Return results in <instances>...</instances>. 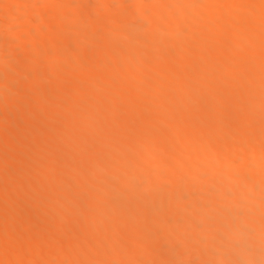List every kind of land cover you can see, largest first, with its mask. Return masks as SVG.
I'll return each mask as SVG.
<instances>
[{"label": "bare ground", "instance_id": "1", "mask_svg": "<svg viewBox=\"0 0 264 264\" xmlns=\"http://www.w3.org/2000/svg\"><path fill=\"white\" fill-rule=\"evenodd\" d=\"M263 105L264 0H0V264H264Z\"/></svg>", "mask_w": 264, "mask_h": 264}, {"label": "rangeland", "instance_id": "2", "mask_svg": "<svg viewBox=\"0 0 264 264\" xmlns=\"http://www.w3.org/2000/svg\"><path fill=\"white\" fill-rule=\"evenodd\" d=\"M90 1L93 2V0H90ZM94 1H95V0H94ZM208 1L210 2V0H208ZM211 1H213V0H211ZM206 2H207V0H206ZM160 4H161V3H160ZM185 4H186V3H184V5H185ZM147 5H148V4H145V6H146L145 8H146L147 10H150V11H151V10L155 9V8H149ZM187 5H188V4H187ZM149 6H150V7H155V6L151 5V4H150ZM161 6L164 7V5L161 4L160 6H157V8H159V9H163ZM185 6H186V5H185ZM188 6H189V5H188ZM197 6H198V5H197ZM197 6H196V7H197ZM160 7H161V8H160ZM197 8H198V7H197ZM200 8H202V7L199 6V9H198V10H201ZM162 21L165 22V19H161V20H159V22H161V23H162ZM164 22H163V24H164ZM41 24H42V23H41ZM41 24H40V27L43 26V30H45L46 28H48V29H52V25H54L55 22H54V21H50V22H48V23H47V22H43V24H42V25H41ZM47 24H49V25L47 26ZM50 24H51V25H50ZM44 27H46V28L44 29ZM49 27H51V28H49ZM40 29H41V28H40ZM48 29H46V30H48ZM43 30H41V31H43ZM46 38H47V37H46ZM222 38L224 39V35L222 36ZM222 38H221V37L218 38V42H217V43H219V41H220L219 44H221L222 42H224V43H222L223 45H221V47L224 46L225 48L223 49V47H222V50H223V51L228 50V49H226V48H227V44H225L227 38H226V36H225V40H223V41H222ZM28 42H29V41H28ZM215 42H216V41H215ZM224 44H225V45H224ZM228 48H229V47H228ZM191 53H193V52H191ZM191 53H189V54H191ZM194 55H195V53H193V57L196 56V55H195V56H194ZM189 57H190V55H189ZM191 57H192V54H191ZM17 60H19V59H17ZM20 60H21V59H20ZM20 60H19V61H20ZM15 61H16V60H15ZM143 61H144V60H143ZM17 62H18V61H17ZM144 63H145V61H144ZM17 64H19V62H18ZM151 66L153 67L154 65L151 64ZM168 80H169V82H168ZM168 80L166 81V84H165V85H166V88H167V91H169V89H170L171 87H172V89H173V87H174V88H178V86L180 87L182 84H184V83H181L182 80H181V81H180V80H177V79L175 80V78L171 79V81H170V79H168ZM175 81H176V82H175ZM177 81H178L179 83H177ZM167 83H168V84H167ZM176 83H177V84H176ZM175 84H176V85H175ZM20 85H21V84H20ZM168 85H169V86H168ZM22 86H23V85L19 86L18 88L20 89V88H22ZM176 86H177V87H176ZM168 88H169V89H168ZM172 89H171V90H172ZM125 90H126V89H124V91H125ZM124 91H123V92H124ZM214 91H216V90H214ZM217 92H218V90H217L216 92H212V94H213V95L215 94V95L217 96V95H220V93H222V91H220V90H219V93H218V94H217ZM125 93H126V92H125ZM130 93H131V92H130ZM127 94H129V92H127ZM263 106H264V105H263ZM190 109L192 110L193 108H190ZM190 109H189V110H190ZM218 111H219V110H217V113H218V114H221V113H222V112L220 113V111H219V112H218ZM207 131H208V130H207ZM208 133L211 134V131L209 130L207 133H206V131H205L204 135L207 137V135H209ZM209 136H210V135H209ZM209 136H208V137H209ZM62 139H64V138H62ZM63 141H64V140H63ZM63 141H60V142H63ZM66 141H67V139H66ZM64 142H65V141H64ZM220 156H221V155H219L218 158H216L217 161L215 160V162L218 163V161H220ZM246 156H247V155H246ZM257 156H258V157H259V156H262V157H263V155H262V154H259V153L257 154ZM221 157H222V156H221ZM248 157L251 159V157H253V155H252V156H251V155H248ZM248 157H247V159H249ZM240 158H241V157H240ZM218 159H219V160H218ZM241 159H242V158H241ZM244 159H245V158H244ZM247 159H245L243 162H242V160H239V159H238V163H239V164H240V163L243 164L245 161H246V162L248 161ZM252 159H253V158H252ZM252 159H251V160H252ZM18 160H20V162H21V161H23L24 159H18ZM18 160H16L15 162H18ZM199 160H200V159H199ZM202 160H203V159H202ZM213 160H214V159H213ZM25 161H26V160H25ZM25 161L23 162L25 167L22 166V167H24V169H26V165H25V164H27V161H26V163H25ZM157 161H158V163H156V164L159 165V164H160V160H156V162H157ZM161 161H162V160H161ZM206 161H207V160H206ZM206 161H205V162H206ZM208 161H209V160H208ZM208 161H207V162H208ZM263 161H264V159H263ZM20 162H18L19 168H20L21 165H23V163L21 162V164H20ZM200 162H202V161H200ZM200 162H199V163H200ZM205 162H203V163H205ZM232 162H234L233 164H234L235 166H233V164H231V162H229L230 164L228 163V166L230 165V166H231V167L229 166L230 168H232V166H233V168H235V167H236V168L239 167V166H236V164L238 165V163H237L236 161H232ZM235 162H236V163H235ZM246 162H245V163H246ZM248 162H250V161H248ZM161 163H162V162H161ZM208 163H209V162H208ZM212 163H213V165H215L214 161H212ZM212 163H211V161H210V165H209V164H204V167L206 168L207 165H209V166L211 167ZM217 163H216V164H217ZM167 164H168V163H167ZM167 164H166V165H167ZM246 164H247V163H246ZM15 165H17V163L14 164V165L12 166L13 169H17V168H18V167H17L18 165H17L16 167H14ZM168 165H169V164H168ZM201 165H202V164H201ZM243 165H244L243 167H247V166H245V164H243ZM247 165H248V164H247ZM209 166H207V167H209ZM22 167H21V168H22ZM159 167H161L160 171L162 170L163 173H167V172L173 170V169H171V170H167L168 168L170 169V165H169V167H167V166H165L164 163L160 164ZM171 168H172V166H171ZM157 169H158V167H157ZM163 169H164V170H163ZM155 170H156V169H155ZM166 170H167V172H166ZM18 171H21V170H18ZM22 171H23V170H22ZM158 171H159V169H158ZM162 171H161V172H162ZM164 171H165V172H164ZM149 174H150V173H149ZM151 174H152V173H151ZM2 176H3V175H2ZM2 176L0 175V181H2L1 178H2V179H5V177L3 176V177H4V178H3ZM7 176H8V175H6V179L3 180L2 183H3L4 181L7 180V178H8ZM164 179H165L166 181H168L167 179H169V178L164 177V178H163V182L165 181ZM165 183H170V181L165 182ZM0 184H1V182H0ZM27 186H29V185H27ZM27 186L25 185V186H23V188L26 189V190H28V189H27ZM28 188H29V187H28ZM24 189H23V190H24ZM24 191H25V190H24ZM183 231H184V230H183ZM178 232H179V230H178ZM184 232H185V233H186V232L189 233V232L186 231V230H185ZM184 232H182V233L184 234ZM180 233H181V232H180ZM187 233H186V234H187ZM118 249H119V250H118ZM71 251H72V250H70V251L68 250V252H71ZM116 251H117L116 253H117V255H118V252H120V247L116 248ZM122 251H123V250H122ZM119 254H120V253H119ZM255 257H256V255H255ZM258 257H259V256H258ZM258 257H256V258H258ZM156 258H159V257L156 256ZM161 259H162V258H161ZM41 262H42V261H41ZM41 262H39V263H40V264L45 263V261H43V263H41ZM190 263H191V262H190Z\"/></svg>", "mask_w": 264, "mask_h": 264}]
</instances>
